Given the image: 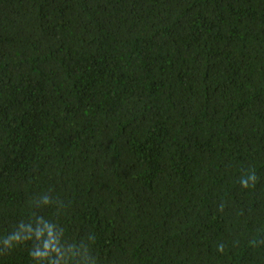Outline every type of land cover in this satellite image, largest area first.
<instances>
[{
  "label": "trees",
  "instance_id": "obj_1",
  "mask_svg": "<svg viewBox=\"0 0 264 264\" xmlns=\"http://www.w3.org/2000/svg\"><path fill=\"white\" fill-rule=\"evenodd\" d=\"M0 264H264V0H0Z\"/></svg>",
  "mask_w": 264,
  "mask_h": 264
},
{
  "label": "clouds",
  "instance_id": "obj_2",
  "mask_svg": "<svg viewBox=\"0 0 264 264\" xmlns=\"http://www.w3.org/2000/svg\"><path fill=\"white\" fill-rule=\"evenodd\" d=\"M251 179L253 181H255L256 177H255L254 174L251 177ZM242 184H243L244 187L248 186V182L246 180L242 181ZM45 202H47L46 199H45ZM24 239H28V238H24ZM19 240H21V237L19 235H12L9 239L5 240V245L10 247L12 241H19ZM45 247L47 248L48 246L46 245ZM31 255L33 256V258H37V257H42L43 256V254L38 252V251L37 252H32Z\"/></svg>",
  "mask_w": 264,
  "mask_h": 264
}]
</instances>
